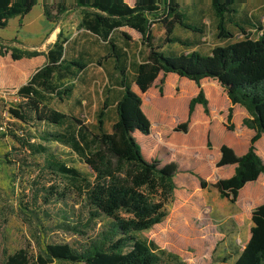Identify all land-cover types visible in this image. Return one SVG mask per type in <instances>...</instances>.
Instances as JSON below:
<instances>
[{"label": "trees", "instance_id": "16d2710c", "mask_svg": "<svg viewBox=\"0 0 264 264\" xmlns=\"http://www.w3.org/2000/svg\"><path fill=\"white\" fill-rule=\"evenodd\" d=\"M208 1L217 21L216 38L233 39L235 32L231 27L237 29L241 37L213 46L209 54L195 50L176 54L168 52L164 46L178 42L181 47H189L205 42L174 33L176 26L196 34L204 32V24L192 23L178 0H135L132 5L125 0H75L74 6L81 14L78 28H83L102 42L106 57L114 60L116 86L121 93L118 98L115 97L114 120L110 130L104 128L106 101L98 111L95 131L77 117L50 106L53 99L59 102L69 99L73 80L83 72L88 59L94 56L86 47L70 51L67 37H63L61 32L45 52L44 65L17 88L16 94L21 101L8 107L7 111L22 122H27L29 118L54 125L70 121V130L48 133L47 137L52 136L53 140L70 146L88 165L92 177H85L76 168L62 162L52 161L50 166L73 179L86 201L89 221L101 216L108 222L95 235L87 236L85 245L80 249L68 243H48L43 253L33 256L26 248H20L8 254L4 264H48L54 260L81 264H188L153 240L138 234L162 221L166 215L165 204L176 187L174 176L177 164L146 158L133 134L138 131L148 135L150 120L144 112L152 117L155 112L143 105L140 94L131 86L135 84L139 92L144 93L160 72L164 75L176 73L194 81L199 88L188 102L186 120L177 124L175 130H187L196 103H200L208 114V100L200 86L204 77L215 79L230 103L239 104L248 112L249 117L243 123L252 128L254 134L247 150L237 155L231 147L222 144L215 163L216 167L235 164L234 173L211 184L198 176L202 189L211 185L221 197L233 203L247 182L264 174V161L257 154L254 144L261 134L264 135V20L238 11V6L247 0ZM36 4L42 7V14L48 22L57 21L68 10L61 0L49 5L46 0H0V28L5 27L12 17L22 18ZM154 23L163 30L158 42L153 41L151 26ZM123 26L138 32L145 47L143 59L135 65L134 75L129 72L134 62L128 49L132 40L120 30ZM139 52L142 55L143 50ZM11 56L16 59L21 54ZM97 63L101 64L99 58ZM162 82L163 79H160ZM159 92L162 93L161 86ZM231 118L230 106L227 122ZM0 126L5 130L3 124ZM231 127V124H226L227 129ZM34 150L44 152L46 148L37 144ZM250 219L249 237L233 264H264V202L253 208ZM67 226L85 234L77 225Z\"/></svg>", "mask_w": 264, "mask_h": 264}, {"label": "rangeland", "instance_id": "374dc122", "mask_svg": "<svg viewBox=\"0 0 264 264\" xmlns=\"http://www.w3.org/2000/svg\"><path fill=\"white\" fill-rule=\"evenodd\" d=\"M57 1L59 0H46V3L49 5ZM61 1L65 2L68 10L55 22L49 23L41 17L40 5H35L22 18L12 17L5 27L0 28V125L5 126V130H0V264H4L8 254L20 248H26L33 256L43 253L48 243H68L73 248L80 249L85 245L87 236L95 235L108 222V219L101 216L89 221L86 201L73 179L50 166L52 161L62 162L76 168L81 175L92 177L88 165L70 146L53 140L52 136L47 137L48 133H64L70 130V121L54 125L29 118L27 122H22L7 111L8 107L21 101L16 94L17 88L44 63V54L55 42L59 32L63 37L70 38V51L89 47L98 52L99 62L104 63L107 60L102 42L78 29L80 11L74 6L75 0ZM125 1L132 4L134 0ZM178 1L185 12L190 13L194 6L201 7L205 17L211 18L207 1ZM124 32L134 41L132 32ZM152 33L153 41L158 42L157 29L154 28ZM119 42L123 44L120 40ZM130 43L131 47H127L130 58L136 60L137 55L132 52L136 50V44ZM179 47L180 44L175 42L167 45L166 50L173 53ZM11 54L21 56L15 59ZM138 56H141V52ZM31 58L40 59V64L30 68L25 66V62ZM106 66L109 67L107 64ZM116 81L115 75L108 74L106 69H99L95 64L87 65L79 77L73 80L69 99L63 102L53 99L49 104L77 117L95 131L98 111L106 101L104 128L110 130L114 120V108L108 105L114 99ZM132 86L136 89L134 84ZM187 89L182 84L181 90ZM173 92L180 93L179 86H174ZM171 98L172 85L167 83L163 93L158 91V98L153 94L145 98L154 106L155 112L151 120L148 118L154 128H160L158 130H161L162 138L167 143L158 147L143 141L140 144L146 154L152 153L162 163L174 161L177 164L178 169L174 176L176 187L165 204L166 215L162 221L138 234L142 238L153 240L159 247L176 254L188 264H233L238 251L248 239L252 224L250 210L257 203L250 207L244 193L232 203L221 197L211 185L204 189L200 187L198 176L210 184L217 177L211 172L210 163L198 167L197 162L183 152L186 136L184 133L188 131L190 122L185 132L175 130V127L186 120L189 100L184 101L181 111L172 119L169 112ZM219 104L223 105V102L220 101ZM163 112L166 113L165 116ZM217 117L213 118L216 120ZM170 119L167 129L171 135H168L161 124ZM233 121L232 118L229 122L225 119L218 124L220 128L231 124L232 129ZM174 132L178 133L176 139L173 138ZM211 134L212 146L210 142L209 145L207 143V150L212 158L222 133L215 125ZM172 139L174 142L169 143ZM37 144L43 145L46 151H35ZM259 184L258 203H262L264 183ZM67 225H77L85 234L75 232ZM48 264L81 263L54 260Z\"/></svg>", "mask_w": 264, "mask_h": 264}, {"label": "crops", "instance_id": "0c3cea01", "mask_svg": "<svg viewBox=\"0 0 264 264\" xmlns=\"http://www.w3.org/2000/svg\"><path fill=\"white\" fill-rule=\"evenodd\" d=\"M193 1H201V0H193ZM202 1H207L209 6H210V3L208 0H202ZM36 5H39V4H36ZM193 8L194 9L190 13L185 12V9H183V7H182V10H184V13L189 17V19L192 23L198 24V25L204 24V32L202 34H196V33H192L191 31L182 28V33H180L181 27L176 26L174 28V33L178 36L182 35L181 37H183V38H189L192 40L201 39V40H204L205 42L201 43V44H192L189 47H179L174 53H176V54L181 53V52L187 53V52L195 50V51H198L202 54H209L210 50L213 46L227 44V43L232 42L234 40H237L241 37L240 34L238 33L237 29L231 27L232 30L235 32V37L233 39H230V40L229 39H217L215 36L217 21H216L215 15H214L211 7H210L211 18L205 17V15L202 13L201 7L194 6ZM238 11L239 12H246L247 14L257 16L260 19L264 20V0H247L238 6ZM40 14H41V17L44 18L43 14H42V7L41 6H40ZM80 17H81V14H80ZM122 28H125L124 29L125 31L132 32L134 34L133 35L134 41H132V42L136 43V45H137L136 50L135 49L133 50V52L136 53L137 58H136V60H134L133 65L129 67V72L132 75H134L135 65L137 63L141 62V60L143 59V56L145 53V47L141 43V35L138 32H136L134 29L129 28L127 26L121 27L120 28L121 31H124ZM154 28L157 29L158 36L163 31L162 28L160 27V25L157 23H154L151 26V30L153 31ZM78 29L80 31H82L83 34H87L88 36H91L92 38H94V36L89 34L83 28H78ZM69 39L67 38L68 44H69ZM165 47H167V46H164V48ZM86 48H88L90 50V52L94 54V56H91L88 59L87 65L95 64L99 69H102V70L106 69V72L108 74L115 72L114 66H113L114 60L111 57H108L106 62H104V63L101 62V64H96L95 62H97L98 52L94 51L92 48H89V47H86ZM104 50H105V48H104ZM140 50H143L141 57L138 56V53ZM39 62H40V59L37 60V58H31L25 62V66H27L29 68L34 67L35 65L40 64ZM45 62H46V58H45L44 63ZM44 63L39 65L38 68L43 66ZM106 64L109 67H107ZM38 68H36V70ZM114 75H116V73H114ZM160 79H163L162 83H160ZM158 83H160L162 93L164 92V88H165L166 83L168 85H170V84L172 85V98H171L170 107H169V112L172 114V119H174L173 117H175L174 116L175 114H178L181 111V109L184 105V101L190 100L193 96H195L197 94V92L199 90L197 84L194 81L189 80L185 77L178 76L176 73H173V72H169L165 75L162 72H160L158 74L157 78L152 83V85L144 93H140L137 87H136V89H134L133 86H131L135 92H138L140 94L143 105L149 109H152V110H154V106L151 103H149V101L146 100L145 98L149 94H153L155 96V98H158V91H159V87H160V86H158ZM182 84H184L186 87H188V89L187 90H181ZM174 86H179L180 93L175 94L173 92ZM200 86L202 87L204 95L208 100V113L209 114L204 113L203 106L200 103L195 104L194 110H193L191 117H190V123L188 126V131L186 133H184L186 136H185V141L183 142V152L190 159L195 160L197 162L198 167H201L205 164L207 165V163H210L211 172L214 175H216L217 179L218 178H226V177L231 176L234 173L235 164H225V165L216 167L215 163L220 156V152H219L220 146L222 144H226L229 147H231L237 155H241L247 150L248 145H249V140H250L251 136L254 134V130L252 128L246 126L245 124H242L243 118L248 116L247 110L239 104L232 105L230 103L229 99L227 98V95H226L224 89L219 85V83L215 79H212L209 77H204L200 80ZM120 93H121V89L118 88L115 91L114 99H115V97L118 98ZM117 98L115 100H112V102H111L112 104H109L108 107H114V104H115ZM220 101L223 102V105L219 104ZM230 106L232 107V119H234V121H233L234 127L232 129H227L224 127L220 128L219 124L226 119V116L228 113V108ZM141 107H142V104H141ZM144 113L146 114L147 117L150 118V120L152 119V116L150 114H148L146 112H144ZM162 114L164 116L166 115L165 112H163ZM214 116L215 117L218 116L217 117L218 119H216V120H218V122H216V120L213 118ZM211 119L213 121H211ZM170 121H171V119L169 121L167 120V121L163 122V124H161L162 125L161 127H163V129L165 128L167 130L168 135H171L167 129L169 124H170L169 123ZM215 125H216L218 131H220L222 133V138L215 145L216 153H215V156H213L211 158L210 154L207 150V143H208V140L211 143V141H210V139H212L211 132H212L213 127ZM158 129H160V128L159 127L154 128V126H152V124L150 122V132L148 135H142L138 131H134L133 134L136 137L139 144L141 143V141H143V143L147 142V143H150V145L153 144V146L158 147L161 144L167 143V141L162 138L161 130H158ZM106 130L109 131L108 129H106ZM177 137H178V133L174 132L173 138L176 139ZM174 139L171 140L172 142H170V141H168V142L173 143ZM254 144H255L257 154L264 161V135L261 134V136L255 141ZM140 146H141V144H140ZM168 146L170 148H172V146L170 144ZM211 146H212V143H211ZM141 150H142V152L146 158L150 159V158L155 157L154 155H152V153L146 154L143 151L142 147H141ZM197 169H200V168H197ZM213 170H215V171H213ZM195 171H197V170H195ZM263 178H264V174L261 173L256 180L247 182L239 190L237 198L239 199V196L242 193H244L246 196V202L248 203V205L250 207L253 206L255 203H257V205L261 204V203H258L259 202L258 200L260 198L258 191L260 189L259 183L260 182L264 183ZM257 205H255V206H257ZM253 208H251L250 211H252ZM250 215H251V213H250Z\"/></svg>", "mask_w": 264, "mask_h": 264}, {"label": "built area", "instance_id": "2783aa9c", "mask_svg": "<svg viewBox=\"0 0 264 264\" xmlns=\"http://www.w3.org/2000/svg\"><path fill=\"white\" fill-rule=\"evenodd\" d=\"M3 129V126H0V130H2Z\"/></svg>", "mask_w": 264, "mask_h": 264}]
</instances>
